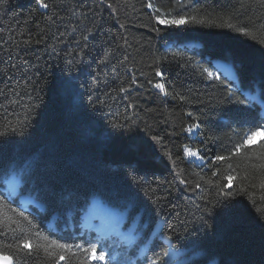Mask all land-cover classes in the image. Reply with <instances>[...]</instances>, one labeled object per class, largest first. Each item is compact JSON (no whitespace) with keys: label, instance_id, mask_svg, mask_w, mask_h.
<instances>
[{"label":"trees","instance_id":"1","mask_svg":"<svg viewBox=\"0 0 264 264\" xmlns=\"http://www.w3.org/2000/svg\"><path fill=\"white\" fill-rule=\"evenodd\" d=\"M43 2L47 9L40 0H0V131L9 133L0 137V157L5 168L33 162L35 190L30 185L21 198L39 205L29 211L41 233L68 244L88 240V234L81 236L83 216L91 198H98L112 211L131 213L125 231L143 218L151 228L148 238L159 231L157 214L162 215L180 233L173 264H264L259 179L234 181L233 200L225 208L205 183L218 179L211 176L213 169L184 159L182 147L202 149L211 163L212 156L228 155L236 142L232 128L248 127L233 119L241 106L220 103L223 87L202 76L200 68L222 79L227 69L234 87L259 94L264 0H181L183 6L152 0L165 18L189 21L179 26L157 24L145 7L149 0ZM240 27L246 35L237 31ZM157 69L163 78L155 76ZM157 81L169 95L152 86ZM120 87L128 91L120 93ZM244 116L255 122L264 111ZM193 122L201 125L202 135L181 131ZM113 123L125 126L113 129ZM257 142H252L254 152L261 151ZM259 162L255 156L247 162L233 157L217 167L223 173L231 163L244 176ZM177 173L190 186L180 185ZM5 183L0 176V190ZM0 242H12L11 235L0 236ZM113 255L123 259V249L118 245ZM140 256L136 250L130 258L142 264ZM27 264H46L44 253Z\"/></svg>","mask_w":264,"mask_h":264},{"label":"snow or ice","instance_id":"2","mask_svg":"<svg viewBox=\"0 0 264 264\" xmlns=\"http://www.w3.org/2000/svg\"><path fill=\"white\" fill-rule=\"evenodd\" d=\"M176 3L183 6L181 0H176ZM40 7L47 9L49 5L44 3L43 0H40ZM145 7L151 9L155 14L154 19L157 24L179 26L189 22L184 16H179L178 18L172 17L170 19L165 18L164 15L160 14L161 9L156 7L152 0H149ZM190 20L192 22L202 23V21H196L195 17H191ZM237 31L241 34H247L244 27L238 28ZM89 35L90 33L83 34L81 39L87 41ZM37 42L39 43V41ZM125 44H127L126 40ZM200 72L202 76L219 82L223 87L225 95L220 103L241 106L236 110L233 119L238 124L248 125L243 130L240 127L232 128V133L237 136L236 142L232 145L228 155L217 154L212 156L210 158L211 163H207L209 157L202 149L189 145L182 146L184 159L199 161L201 167L213 169L211 176L218 177V179L213 182L209 178L205 183L215 188L216 204H222L225 208H228L229 202L233 200L235 191L233 188L234 181L259 179V187L264 189V117L255 122H250L244 116L249 110L264 111V84L261 85L259 94L257 95L251 90L243 91L240 87H234V82L229 76L225 75L222 79L220 75L208 67L201 66ZM155 76L163 78L162 71L157 69ZM131 84L135 85L136 80L132 79ZM152 86L164 95H169L164 83L157 81ZM118 91L125 93L128 89L120 87ZM175 98L173 96V99ZM179 99L184 101L185 97L181 95ZM129 107H132V105H129ZM186 115L193 117L191 112L186 113ZM193 119L196 120L199 118L194 117ZM124 126L121 123L111 124L113 129H121ZM6 127L10 126L6 125ZM181 131L192 136L197 134L202 135L201 125L196 122L182 127ZM11 132L15 134L16 129L12 128ZM8 135L9 133L7 131H0V137H7ZM20 135H23V133L21 132ZM257 135L262 137V141L257 142V147L261 151L254 152L252 139ZM152 140L160 143V139L157 136H153ZM250 156H255L260 162L252 163L250 170L244 176H240L237 168L233 167L231 163L228 164L227 169L223 173L217 167L224 162L230 161L233 157H244L247 162ZM33 173L34 165L30 160L17 162L5 168L2 163V157H0V176L6 179L3 189L0 190V197H2L0 198V236L7 239L11 235L12 239L10 243L0 242V264H27V261L34 254L40 252L44 253L46 264H61V262H64V264H137V261H133L130 258L131 255L135 254L136 250H139L141 253L138 261H142V264H173L174 259L180 254L176 247V241L179 240L180 233L174 226L167 225V221L159 213L157 214L159 231L152 232L151 238H148V232L151 231V228L148 226L146 229L143 218L137 221L133 228L124 232L122 228L127 227L125 220L126 218H131V213L129 212L126 217L125 213L112 210L106 213L109 217L107 226L93 224L92 221L97 219L95 214L90 213L85 217L83 225L84 231L81 232V236L88 234L89 238L83 243H62L57 239H53L51 233L47 235L41 233L35 223L37 217L29 211V206L34 201L29 200L24 202L21 200L22 194L29 189L30 185L32 190H35V185L32 181ZM180 177L181 174L177 173L180 185L190 186V181ZM223 181H227V183ZM136 183L139 184V181H136ZM251 186L255 187L256 185L252 184ZM201 187V184L197 182L196 188L199 189ZM240 191L243 192L245 189L241 187ZM160 199L162 198L158 197L152 203L156 204ZM17 201L20 202L17 203ZM11 204H17V207L13 208L10 206ZM131 204L134 209L135 201L132 200ZM200 222L202 224L204 223L203 217L200 218ZM165 225H167V231H165ZM92 233H95V235L93 236ZM118 245L123 249V259H117V256L113 255V250ZM157 248H162V251L156 252ZM183 264H191V262L184 261Z\"/></svg>","mask_w":264,"mask_h":264},{"label":"rangeland","instance_id":"3","mask_svg":"<svg viewBox=\"0 0 264 264\" xmlns=\"http://www.w3.org/2000/svg\"><path fill=\"white\" fill-rule=\"evenodd\" d=\"M220 67V66H219ZM222 67V66H221ZM223 70V69H222ZM227 72H223L225 75L230 77V73L229 71L226 69ZM262 137L260 135L254 136L252 139V142H257L258 140H260ZM22 201L27 202V198L23 197L21 198ZM34 201V200H32ZM32 205H37L39 206L35 201ZM110 209L106 207L105 204L101 203L99 201L98 198H91L89 204H88V208H87V212L85 213V215L83 216V221H82V225H84V220L85 217L92 213L95 214V216L97 217V220H99L98 222L93 220L92 223L99 226L101 224H103L104 226H107V224L109 223V217L106 215V213L109 211ZM99 223V224H98ZM124 232V229H122Z\"/></svg>","mask_w":264,"mask_h":264}]
</instances>
